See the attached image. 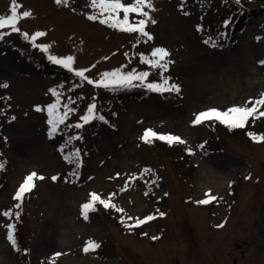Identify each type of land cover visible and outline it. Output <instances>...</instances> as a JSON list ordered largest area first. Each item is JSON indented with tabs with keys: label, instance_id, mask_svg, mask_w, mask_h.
I'll return each instance as SVG.
<instances>
[{
	"label": "rangeland",
	"instance_id": "374dc122",
	"mask_svg": "<svg viewBox=\"0 0 264 264\" xmlns=\"http://www.w3.org/2000/svg\"><path fill=\"white\" fill-rule=\"evenodd\" d=\"M153 3L154 11L145 9L156 21L146 27L149 40L88 19L97 12L91 0H17L18 13H33L18 27L45 32L35 43L50 48L33 46L11 28L0 39V84H8L0 87V212L19 213L18 221L0 215V264H233L242 249V259L258 261L253 257L264 243V141L248 133L264 134V117L257 113L243 128L215 118L193 121L210 108L251 107L249 101L264 93V0ZM10 8L11 0H0V15H10ZM245 12L251 15L232 35ZM157 47L169 52L167 71L142 62ZM49 55H72L73 69H89L85 75L94 81L116 69L149 75L133 86L98 87ZM162 77L180 91L147 87ZM236 85L244 90L220 101L219 93ZM51 89L59 93L60 112L65 104L74 109L53 135L47 105L57 96ZM90 104L104 119L83 124ZM146 129L184 143L157 138L146 143L141 139ZM76 136L80 139H72ZM76 149L78 165L71 155ZM32 172L44 179H35L23 200H15ZM146 174L157 181L149 192L141 180ZM209 191L217 199L197 203ZM93 192L105 200L115 194L110 203L116 207L97 201L85 218L81 206ZM149 215L154 219L140 226L128 219ZM8 223L15 226V247L7 239ZM40 236L50 248L36 243ZM90 240L99 247L85 252Z\"/></svg>",
	"mask_w": 264,
	"mask_h": 264
},
{
	"label": "snow or ice",
	"instance_id": "6c2138e0",
	"mask_svg": "<svg viewBox=\"0 0 264 264\" xmlns=\"http://www.w3.org/2000/svg\"><path fill=\"white\" fill-rule=\"evenodd\" d=\"M57 4H67L68 0H56ZM92 8L97 9V12L91 14L88 16V19L90 20H97L99 19L100 23L107 24L110 27L117 28L121 31H127V32H138L142 34L143 36H146L149 40L152 39V36L149 32L146 31V27L149 23L155 24L156 21L152 19L150 12L146 11L145 9H149L154 11V3L153 0H91ZM18 5L17 0H11V8H10V15H0V39H3L8 33L6 31H3L6 28H11L12 32H20L25 39H30L33 43V46L41 48L43 51L47 52L49 51L50 45L47 44H36V40L38 37L46 35L43 31H36L35 33L29 34L28 32H23L20 27H18V23L23 19L27 18L33 15L31 11H23L22 13H18ZM181 8H183V4L180 5ZM121 13L123 14L121 17ZM137 14L140 19L136 20H130L131 14ZM188 13L185 12V15ZM209 41H205V43H208ZM169 56V52L167 49L163 47H157L152 50L151 52V58H145L141 57L142 62L150 64L154 68H159L163 71H167L169 64L172 63L171 61H167L166 57ZM48 59L58 65L63 66L64 68L69 69L70 71H73V63L75 58L72 55H68L65 57H59L56 55H49ZM75 75L78 77H81L82 79L86 80L89 84H95L96 86H102L105 88L112 87V86H133V81H144L149 73L148 72H142V73H136L135 70L122 73L120 69L113 70L112 72H105L101 74V78L99 80H92L88 76L85 75L86 72L89 71V69H75ZM170 78L162 77L161 83H148L147 87L152 90L156 91H176L179 92L180 88L176 84H168V80ZM0 87L7 88L8 84L3 83L0 84ZM53 95L57 96V102L47 105V111L49 115L48 123L51 125L50 129V135H53L57 132L58 127L60 124H63L70 114V112L74 111V109H71L68 107L67 104L63 105L64 111L60 112L57 105L59 103V93L56 91V89H51ZM10 99V97L8 98ZM249 103H251V107L247 106V104L243 106H233L231 108H228L227 110H219L216 108H210L206 111L200 112L195 116V119L193 121V124H200L204 120H210L215 118L216 120H219L222 123H226L229 125L230 128H243L245 127L246 123L248 122V119L250 117H256L257 113L259 116L264 117V111H259L261 106H264V93L261 94L259 98H256L254 100H250ZM96 106L95 104H90L87 108L86 114L82 116L80 119L83 121V124L89 123L93 119H100L103 120V116H97L95 113ZM37 111H40L41 109L39 106L36 108ZM11 119H15V117H12ZM81 123H77L75 127L80 128L83 126ZM249 136L252 137L254 140L258 141H264V134H254L252 132L248 133ZM153 138L166 140L169 143L172 142H179L184 143V141L179 137L172 135L170 133L163 134L158 133L154 131L153 129H146L143 136L141 137L142 140H144L146 143H151ZM72 139H80L79 136L72 137ZM190 151V150H189ZM71 155L76 157L77 165L79 164V157H80V150L76 149L74 153ZM4 167L3 163H0V169ZM145 171H150L146 169ZM75 174V173H74ZM35 179H44L42 176H38L36 172H32L29 175H27L23 181V183L20 185V187L17 189L16 194L14 196V199L17 201H22L25 194L30 192L33 187H35ZM56 177H53V180H55ZM90 200L89 202L83 204L81 207L84 210L83 214L85 215V218H87V211L90 209H93L94 203L99 202L100 204L104 205L105 207H116V205L111 204V196L115 194H111L107 200L101 198L97 193H90ZM206 199L197 201L199 204H207L213 200H216L217 198L211 194L209 191L205 194ZM15 208H19L20 204L17 203ZM117 211L123 212L124 210L122 208H117ZM0 215H3L6 218H11L13 215L16 217L19 216V213H13L12 208H8L7 210H4L3 212H0ZM161 216L164 215L163 212L160 213ZM128 219H135V225L134 226H140L147 221H150L154 219V216L149 215L147 217H144L143 219L140 218H133L129 217ZM133 225H129V227H132ZM7 228V239L11 242V244L15 247L16 245V239L14 235V225L12 223H8L5 225ZM217 227H223V225H217ZM146 235V234H145ZM153 239H157L158 237H152ZM99 247V244L95 241H88L86 244L84 251H90L94 250L95 248ZM56 257H59L61 253H55Z\"/></svg>",
	"mask_w": 264,
	"mask_h": 264
},
{
	"label": "trees",
	"instance_id": "16d2710c",
	"mask_svg": "<svg viewBox=\"0 0 264 264\" xmlns=\"http://www.w3.org/2000/svg\"><path fill=\"white\" fill-rule=\"evenodd\" d=\"M251 12L249 13H243L241 15L238 16L236 22L233 24V28L231 29L232 31V35L235 34L236 32L240 31L242 29V24L244 22V20L246 19V17L249 16ZM243 15H245L244 17H242ZM251 15V14H250ZM149 174V173H148ZM148 174H146V176H142L141 177V180L142 182H144L145 184V190H147L148 192L149 191H152V189L154 188V186H157V181L155 180L156 178L155 177H152L150 178L151 176H149ZM153 187V188H152ZM19 220V218L17 217V221ZM16 221V222H17ZM18 223V222H17ZM16 232V230H15Z\"/></svg>",
	"mask_w": 264,
	"mask_h": 264
},
{
	"label": "bare ground",
	"instance_id": "6f19581e",
	"mask_svg": "<svg viewBox=\"0 0 264 264\" xmlns=\"http://www.w3.org/2000/svg\"><path fill=\"white\" fill-rule=\"evenodd\" d=\"M236 89H240V90H244V88H242V87H239V85H236L235 87H232L231 89H228V90H226V91H221L220 93H219V98H220V101H225V100H228L229 99V97H232V98H234L235 96H234V93L236 92L235 90ZM206 109V108H205ZM205 109H202V110H205ZM201 110V109H200ZM209 183H210V181L209 182H207V184H205V186H207V185H209ZM54 232V231H53ZM54 234V233H53ZM46 237H48V238H50L52 235H45ZM47 238V239H48ZM45 239V237L44 236H40L39 238H37V240H36V243L37 244H42V249L43 248H50L51 247V244L50 243H48L47 242V239L46 240H44ZM169 260V259H168Z\"/></svg>",
	"mask_w": 264,
	"mask_h": 264
},
{
	"label": "flooded vegetation",
	"instance_id": "af4514ba",
	"mask_svg": "<svg viewBox=\"0 0 264 264\" xmlns=\"http://www.w3.org/2000/svg\"><path fill=\"white\" fill-rule=\"evenodd\" d=\"M259 245H261L259 247V251H258V253H256L254 255L253 258L258 259V261L255 260V264H264V243L263 244L259 243ZM244 253H245V250L242 249L239 251V253L235 254L234 258L232 259V263L233 264H239V261H243L242 264H249V259H242V257H241Z\"/></svg>",
	"mask_w": 264,
	"mask_h": 264
}]
</instances>
